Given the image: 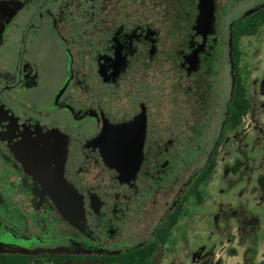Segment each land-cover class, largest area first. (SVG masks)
I'll return each mask as SVG.
<instances>
[{
  "label": "flooded vegetation",
  "instance_id": "1",
  "mask_svg": "<svg viewBox=\"0 0 264 264\" xmlns=\"http://www.w3.org/2000/svg\"><path fill=\"white\" fill-rule=\"evenodd\" d=\"M212 3L198 31L199 0H0V253L118 264L145 248L153 264L170 216L204 202L192 190L211 159L264 168L246 153L250 136L264 150V23L242 33L264 0ZM241 211H222L230 254L200 246L194 264H264Z\"/></svg>",
  "mask_w": 264,
  "mask_h": 264
},
{
  "label": "rangeland",
  "instance_id": "2",
  "mask_svg": "<svg viewBox=\"0 0 264 264\" xmlns=\"http://www.w3.org/2000/svg\"><path fill=\"white\" fill-rule=\"evenodd\" d=\"M257 36L261 37L259 52L260 58L264 59L263 29ZM257 39V37H250L243 40L244 47L248 51V58L251 54V43ZM247 143L248 156L259 159L264 150L254 143L252 136L249 137ZM234 157V154L228 152L218 156V163L212 178L204 188V202L197 206L191 202L186 206V214L179 218L172 230L170 245L165 248L166 251H158L153 264H194V253L200 246L205 250L213 249L216 252L220 250L228 256L233 242H228V237H226L227 224L222 219L225 215L222 211L229 205L237 208L238 213L246 210L257 218L254 220L253 232L264 243V189L258 183V177L264 168H260L259 164L249 163V168L246 169V161L243 160V166L237 165L233 163ZM230 221L234 232V218ZM260 249L259 253L262 252L263 247ZM167 251L170 252L168 258ZM238 257L237 254L235 259ZM261 257V254H258L255 261H259Z\"/></svg>",
  "mask_w": 264,
  "mask_h": 264
},
{
  "label": "trees",
  "instance_id": "3",
  "mask_svg": "<svg viewBox=\"0 0 264 264\" xmlns=\"http://www.w3.org/2000/svg\"><path fill=\"white\" fill-rule=\"evenodd\" d=\"M264 23V15L259 19L257 24L251 25L250 27L243 30L244 34L255 33L260 25ZM237 95L235 97V101L232 106V117L234 119V125H237L241 121V116L246 112L248 105L246 104L244 89L243 87H239L237 90ZM215 159H211V161L204 167V169L198 175L194 187L192 190L195 195V199L197 203H201L204 200V194L201 190V185H206L209 183L215 169ZM187 210L185 207L180 208L177 212L170 216V220L164 225L163 234L156 241V243L164 242L167 240L168 236H171L173 228L179 221V218L186 214ZM153 254V250H146L145 248H141L140 250H135L132 252H127L122 255L123 261L120 259H116L118 264H148L151 255ZM0 264H49L45 262V259L42 260L40 258L35 259L34 257H29L23 254H3L0 253Z\"/></svg>",
  "mask_w": 264,
  "mask_h": 264
},
{
  "label": "water",
  "instance_id": "4",
  "mask_svg": "<svg viewBox=\"0 0 264 264\" xmlns=\"http://www.w3.org/2000/svg\"><path fill=\"white\" fill-rule=\"evenodd\" d=\"M212 0H199L198 4V15L196 18V24L193 26L196 30L211 28L212 27ZM136 167L132 170L135 171Z\"/></svg>",
  "mask_w": 264,
  "mask_h": 264
}]
</instances>
